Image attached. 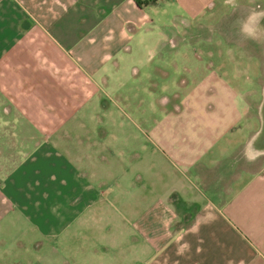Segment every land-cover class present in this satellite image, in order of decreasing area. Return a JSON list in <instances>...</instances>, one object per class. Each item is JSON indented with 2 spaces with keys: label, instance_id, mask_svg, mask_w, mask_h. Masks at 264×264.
<instances>
[{
  "label": "crops",
  "instance_id": "obj_1",
  "mask_svg": "<svg viewBox=\"0 0 264 264\" xmlns=\"http://www.w3.org/2000/svg\"><path fill=\"white\" fill-rule=\"evenodd\" d=\"M145 1L0 0V264L44 246L50 264H264V152L253 167L244 156L264 150V85L246 136L228 135L245 108L220 96L227 83L205 79L192 102L161 95L164 115L140 135L83 114L111 106L102 68L141 31L166 30L147 48L152 60L188 29L219 23L208 14L239 20L264 0H239L235 12L223 0ZM69 9L87 14L72 35L57 25Z\"/></svg>",
  "mask_w": 264,
  "mask_h": 264
},
{
  "label": "rangeland",
  "instance_id": "obj_2",
  "mask_svg": "<svg viewBox=\"0 0 264 264\" xmlns=\"http://www.w3.org/2000/svg\"><path fill=\"white\" fill-rule=\"evenodd\" d=\"M158 8L156 6V9ZM220 13L206 16L211 17L212 20H216L220 16L218 24L188 29L185 32L187 39L182 41L176 50H166L162 55L158 54L152 60H146L147 48L151 47V44L154 46L159 37L163 35L162 32H166V30L155 24L152 30H143L135 35L131 41L126 42L125 47L114 56L107 67L102 68V70L107 68L109 76L106 93L112 103L111 106L102 110L93 105L86 108L83 114L87 115L89 112L94 116L106 117L107 120L111 116L117 117L122 121L121 132L140 135L138 129L144 132L148 131L147 118L157 120L164 115L161 106L163 103L160 101L163 99L160 97L161 95L167 97L169 101L167 104L170 106L174 102L180 103L189 100L192 102L194 91L200 87L197 83L205 79V86L217 87L220 91H222V83H227V95L222 91L220 96L227 97L235 109L240 108L241 105L245 108V113L240 121L234 125L228 135L233 131L238 132L239 129L243 130L240 133L245 136L249 135L258 127L255 105L260 99V92L264 85V43L245 40L239 34L238 20H234L227 11ZM86 15L80 10L69 9L68 14L64 12L59 17L58 30H68L72 35L79 26L86 23ZM163 15L165 18L170 17L172 12H165ZM48 16L50 19L52 18L51 14ZM178 31L184 32L180 28ZM51 36L57 37V32H53ZM196 38L197 41H195ZM62 46L67 51L72 49L71 44ZM136 69L143 70V73L138 77H134L132 73ZM211 74L217 75L219 81L210 80ZM101 95L96 93L92 102L101 104ZM243 100L246 104L243 103ZM114 106L121 108L122 112L115 109ZM257 112L261 115L262 106L257 108ZM239 140L240 138L237 136L235 146L239 144ZM257 161L250 165L253 167ZM260 161L264 162V158H260ZM237 163L238 167L240 162L238 165ZM6 240L7 245H11L13 243L11 240H15V238L8 237ZM47 251V246H44L38 252V255L43 256L35 258L28 253L15 254L12 251L8 253V255L14 253L9 256L8 261L18 258V261L23 264L28 262V259L39 260L40 264H50L47 260H54V252Z\"/></svg>",
  "mask_w": 264,
  "mask_h": 264
},
{
  "label": "clouds",
  "instance_id": "obj_3",
  "mask_svg": "<svg viewBox=\"0 0 264 264\" xmlns=\"http://www.w3.org/2000/svg\"><path fill=\"white\" fill-rule=\"evenodd\" d=\"M249 5H253L255 0H248ZM223 5L233 12L240 9L239 0H223ZM237 28L241 37L256 43H264V9L250 7L246 14L242 15L237 23ZM264 150L246 151L245 159L248 163H254Z\"/></svg>",
  "mask_w": 264,
  "mask_h": 264
},
{
  "label": "trees",
  "instance_id": "obj_4",
  "mask_svg": "<svg viewBox=\"0 0 264 264\" xmlns=\"http://www.w3.org/2000/svg\"><path fill=\"white\" fill-rule=\"evenodd\" d=\"M156 1H157V0H146L145 3H146V4H150V3H154V2H156ZM138 5L141 6V5H142L141 2H138Z\"/></svg>",
  "mask_w": 264,
  "mask_h": 264
}]
</instances>
